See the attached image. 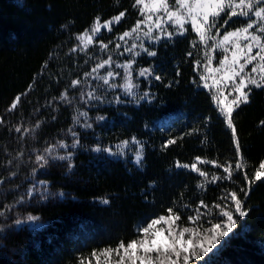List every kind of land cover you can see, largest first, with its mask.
Masks as SVG:
<instances>
[{
    "label": "trees",
    "instance_id": "16d2710c",
    "mask_svg": "<svg viewBox=\"0 0 264 264\" xmlns=\"http://www.w3.org/2000/svg\"><path fill=\"white\" fill-rule=\"evenodd\" d=\"M132 2L119 0L117 7V0H0V118L4 121L0 125V176L7 177L9 171L16 170L15 164L6 167L7 160L21 147L15 125L28 126L36 120L45 121L38 130L39 143L29 138L23 142L26 150L42 149L46 141L64 138L57 133L72 124L74 108L65 104L44 105L58 97L71 79L92 66L91 62L85 65V53L69 54L68 50L76 43L74 34L89 27L96 15L102 20L108 19L127 8V17L111 35L103 30L100 38L107 42L134 23L136 15L130 8ZM61 25L67 27L61 28ZM188 48V40L181 38L167 45L161 43L156 58H138L137 67L155 64L159 74L165 77L163 84L153 81L150 86L144 85L156 94L154 104L145 101L143 106L104 107L99 113L108 117L104 127H95V133L104 144H115L133 133L148 141L141 168L135 167L128 157L90 153L86 149L97 142L95 135L92 130H80L82 147L74 155L75 167L71 173L67 172L66 162L48 167L44 174L37 170V180H48L51 191L62 190L66 197L50 198L42 204L33 201L34 207L19 209L39 216L41 226L21 225L8 238H4L7 233H0V264H78V257L90 254L94 248H114L121 239L125 242L132 239L135 225L143 217L163 213L173 206V200L176 207L195 206L200 199L211 205L221 196L222 189L240 186L242 176L232 182L222 181L219 187L210 184L203 190L197 189L198 174L175 168L177 159L181 163H191L200 155L223 162L233 155L230 131L216 118L206 91L197 92L190 83L193 72L185 59ZM91 51L99 53L98 46ZM46 60H49L48 67L39 78ZM176 66L182 73L178 84L175 83ZM34 76L37 81L33 90L22 97L17 109L7 112L17 94L27 91ZM169 81L173 82L172 87L165 88L164 84ZM78 94L79 89L68 91L70 97ZM53 107L59 111H52ZM37 108L41 109L39 113L35 111ZM123 113H127V117ZM96 115V111L89 112L93 119ZM207 115L212 119L208 127L202 129L207 137L203 145L200 141L205 137L201 135L185 138L167 151H160L162 137L168 133L178 135L191 127L198 117L202 119ZM53 116L56 117L54 121ZM261 119H264V92L255 91L250 104L242 105L234 113L249 175L264 159V128L258 126ZM161 127L166 128L165 133H161ZM67 142L71 144V139ZM28 159L25 154L23 160L27 162ZM31 159L34 161L35 157ZM34 166L23 164L10 183L0 185V206L12 202L28 187V183H24L20 192H5V189L11 190L12 185L21 184ZM202 170L210 174L222 172L212 165L202 166ZM151 181H155L154 188L147 187ZM104 199L110 204H103ZM247 206H251L250 214L238 220L230 238H225L227 244L218 255H213L215 264H264V178L252 185ZM186 216L187 213L185 219ZM0 223L11 221L0 217Z\"/></svg>",
    "mask_w": 264,
    "mask_h": 264
},
{
    "label": "snow or ice",
    "instance_id": "6c2138e0",
    "mask_svg": "<svg viewBox=\"0 0 264 264\" xmlns=\"http://www.w3.org/2000/svg\"><path fill=\"white\" fill-rule=\"evenodd\" d=\"M130 8L136 15L134 23L107 42L100 38L103 30L111 35L115 27L127 17V8L117 11L108 19L102 20L100 15H96L89 27L74 34L76 43L68 50L69 54L85 53V65L91 62L92 66L82 75L71 79L58 97L44 105L52 107L54 104H65L74 108L72 124L57 133V136L62 135L64 138L46 141L42 149L32 147L26 150L23 142L29 138L39 143L38 130L45 121L36 120L35 124L28 126L15 125L21 147L15 156L7 160L6 167L15 164L16 170L9 171L7 177L0 176V185L10 183L23 164L35 166L21 184L12 185L11 190L5 189L7 194L20 192L23 184L28 183V187L15 196L12 202L0 206V217L11 221L0 223V233H7L4 238H8L21 225L38 222L39 216L19 211L34 207L33 201L42 204L50 198L66 197L62 190L51 191L48 180H37V170H42L41 174H44L48 167L66 162L67 172L71 173L75 167L74 155L82 147L80 130H92L95 135L97 142L86 149L90 153H106L107 157L125 159L131 154L134 166L141 168L148 141L133 133L118 139L115 144H104L99 134L95 133V127H104L108 117L99 113L104 107L143 106L142 102L145 101L154 104L156 94L144 85L150 86L153 81L163 84L165 77L159 74L155 64L137 67L138 58H156L161 43L167 45L182 38L188 40L189 44L185 59L193 72L190 83L197 92L206 91L217 114L216 118L230 131L233 155L223 162L200 155L195 156L191 163H181L177 159L175 168L198 174L200 180L197 189L203 190L210 184L219 187L222 181L232 182L234 178L242 176L240 186L222 189L221 196L211 205L200 199L195 206L184 204L176 207V201L173 200V206L167 207L163 213L143 217L135 225L132 239L127 242L121 239L114 248H94L90 254L79 256L78 264H93V261L95 264H215L213 255H218L227 244L225 238H230L229 234L237 227L238 220L247 217L252 210L251 206H247L252 185L264 178V159L249 175L234 120L236 110L250 104L255 91L264 92V0H133ZM66 27L61 25V28ZM97 46L99 53H93L91 49ZM52 57L50 52L49 58ZM217 57L218 62H215ZM48 64L49 60L42 64L39 78L43 77ZM181 75L179 66H176L175 83H179ZM36 81L37 77L34 76L27 91L17 94L7 112L12 113L17 109L22 97L33 90ZM172 84L169 81L164 87L171 88ZM76 89H79L78 96L70 97L68 91ZM40 110L37 108L35 111L39 113ZM52 111L59 109L53 107ZM91 111L97 112L94 119L89 116ZM122 115L127 117V113ZM55 119L53 116L52 120ZM211 119L210 115L202 119L198 117L191 127H186L178 135L168 133L162 137L160 151H167L185 138H199L201 135L205 137L200 141L203 145L207 137L202 129L208 127ZM3 123L0 118V125ZM258 126L264 128V119L258 122ZM144 127L147 129L149 125L146 123ZM159 130L161 133L166 132L164 127ZM69 138L71 144L67 142ZM25 154L29 157L27 162L23 160ZM33 156L34 161L31 159ZM207 165L222 172L210 174L202 170V166ZM154 186L155 181H151L147 187ZM144 198L147 200L146 194ZM102 203L109 205L110 201L104 199Z\"/></svg>",
    "mask_w": 264,
    "mask_h": 264
},
{
    "label": "rangeland",
    "instance_id": "374dc122",
    "mask_svg": "<svg viewBox=\"0 0 264 264\" xmlns=\"http://www.w3.org/2000/svg\"><path fill=\"white\" fill-rule=\"evenodd\" d=\"M218 59H219V57L216 58V61H215V62H218ZM112 158H120V157H112ZM128 158H129V160L132 162L131 154L128 156ZM132 163H133V162H132ZM26 225H27L28 227H31V228H33V227H40V226H41V221H38V222H35V223H33V222H28V223H26ZM218 247H219V246H218ZM93 264H95V261H93Z\"/></svg>",
    "mask_w": 264,
    "mask_h": 264
}]
</instances>
